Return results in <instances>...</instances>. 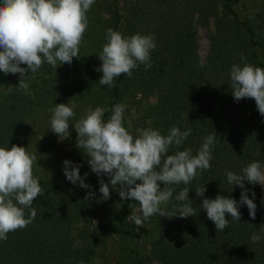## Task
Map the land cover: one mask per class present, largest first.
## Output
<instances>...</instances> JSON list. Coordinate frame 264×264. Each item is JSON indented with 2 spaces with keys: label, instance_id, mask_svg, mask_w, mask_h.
Returning <instances> with one entry per match:
<instances>
[{
  "label": "trees",
  "instance_id": "1",
  "mask_svg": "<svg viewBox=\"0 0 264 264\" xmlns=\"http://www.w3.org/2000/svg\"><path fill=\"white\" fill-rule=\"evenodd\" d=\"M87 18L79 59L74 57L71 65L58 63L57 69L45 63L30 75L28 94L17 88L19 74L13 75L9 92L0 97V147L28 149L33 142L29 119L60 103L102 107L105 121L114 105L123 104L124 126L134 137L137 129L153 128L167 135L172 127L190 128L188 138L181 146L170 147L169 154L190 149L196 155L204 138L214 135L211 168L188 185H167L174 189L173 196L162 209L181 206L184 202L175 197L187 187L196 215L171 219L155 215L156 237L143 245L138 226L127 218L137 211L138 202L121 200L116 190L103 200L99 180L107 183L108 177H97L84 150L74 145L82 158L80 174L88 173L85 183L91 187L72 184L64 173L54 181H42L33 171L44 190L32 205L37 215L26 228L0 240V264H95L97 257L101 264H264L261 185L245 182L249 198L252 191L256 194V218L242 205L241 220L229 217V226L219 232L200 208L203 198L195 193L205 186L204 198L223 195L239 201L241 189H233L226 172L240 174L254 161L264 165V117L254 99L234 100L229 75L233 64L243 66L241 56L245 63L264 68V0L253 12L243 11L238 0H95ZM211 24L209 50L202 62L197 27ZM109 28L124 37L153 35L156 43L151 68L140 64L131 77H118L113 87L101 86L103 73L95 70L102 64L98 56ZM141 96H155L157 101L133 120L127 102ZM89 191L95 196L84 201ZM253 233L261 235L258 243L251 240ZM109 244L115 249L106 254Z\"/></svg>",
  "mask_w": 264,
  "mask_h": 264
},
{
  "label": "clouds",
  "instance_id": "2",
  "mask_svg": "<svg viewBox=\"0 0 264 264\" xmlns=\"http://www.w3.org/2000/svg\"><path fill=\"white\" fill-rule=\"evenodd\" d=\"M94 3L95 0H0V72L19 74L17 88L28 94L30 75L45 63L55 69L58 63L59 66L71 65L74 57L79 59L80 45L88 28L87 12ZM155 48L153 35L124 37L109 28L107 42L98 56L102 64L95 69L103 73L98 83L113 87L118 77H131L138 65L143 64L146 70L151 68L150 53ZM245 60L241 56L243 66H231L232 95L236 101L254 99L259 114L264 117V68L245 63ZM76 107L75 104L60 103L50 110L51 131L59 138L70 136L69 120L74 117ZM105 111L102 107L89 109L86 116L73 125L77 132L76 147L84 150L91 171L97 177H108L107 183L99 180L102 199H110L111 191L116 190L121 200L138 202L139 211H133L127 217L138 227L144 226V222L155 215L169 219L194 217L196 212L189 200L187 187L175 197L177 201L184 202L181 206H173L172 211L161 208L162 204L169 203L174 191L165 186L188 185L199 172L209 170L215 136H206L196 155L190 149L169 154L170 147H179L188 138L192 131L190 128L181 131L172 127L167 135L153 128L137 129L134 137L124 126L123 104L113 106L107 121L104 120ZM37 162L36 155L25 147H0V240H6L10 232L26 228L37 215L32 205L34 200L44 195L33 175V166ZM80 167L70 160L63 161L66 179L89 189L91 186L85 183L88 173L81 176ZM226 176L233 189L236 186L241 189L239 201L223 195L214 199L204 198L205 186L195 191L198 197L203 198L200 208L214 223L217 232L229 226V217L233 221L241 220L242 205L247 206L253 220L256 218V194L252 191V198H249L250 189L245 187V182L264 187V165L254 161L243 168L242 173L229 171ZM94 196L95 192L89 191L84 201ZM26 209L29 210L27 216ZM260 232L264 233V228ZM250 238L253 243H258L261 235L253 233ZM95 264H101L98 257Z\"/></svg>",
  "mask_w": 264,
  "mask_h": 264
},
{
  "label": "rangeland",
  "instance_id": "3",
  "mask_svg": "<svg viewBox=\"0 0 264 264\" xmlns=\"http://www.w3.org/2000/svg\"><path fill=\"white\" fill-rule=\"evenodd\" d=\"M239 5L243 11L253 12L256 5L261 0H238ZM213 24L209 28L198 26V40H199V56L201 61H205L209 50V32L212 30ZM13 81V75H5L0 72V97L5 96ZM155 96L139 97L134 101L127 102V108L130 118L138 120L142 117L143 113L147 111L152 105L156 103ZM75 104L77 107L74 109V117L70 118L69 132L70 136L65 138L59 136L51 131V111L38 110L35 115L29 119V124L32 128L33 142L27 151L35 154L37 163L33 166L37 178L42 181H54L63 173V161L70 160L73 164H82V158L74 151V145L77 143V132L75 131L74 124L81 118L86 116L89 111V106L85 102L72 103L68 106ZM41 137H43L41 139ZM164 185L161 183V189ZM167 187V186H165ZM262 194L264 196V187L261 186ZM165 204L161 205L164 208ZM140 205H137V212ZM156 222L154 216L150 217L144 222V226L138 227V234L143 245L149 244L156 237ZM115 246L109 244L104 248V253L109 254L113 252Z\"/></svg>",
  "mask_w": 264,
  "mask_h": 264
}]
</instances>
